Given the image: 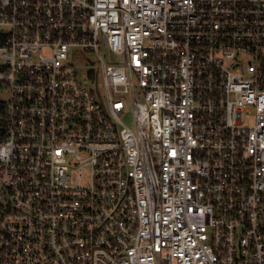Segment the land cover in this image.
Returning a JSON list of instances; mask_svg holds the SVG:
<instances>
[{
    "label": "built area",
    "instance_id": "1",
    "mask_svg": "<svg viewBox=\"0 0 264 264\" xmlns=\"http://www.w3.org/2000/svg\"><path fill=\"white\" fill-rule=\"evenodd\" d=\"M0 42V264H264V0H0Z\"/></svg>",
    "mask_w": 264,
    "mask_h": 264
},
{
    "label": "rangeland",
    "instance_id": "2",
    "mask_svg": "<svg viewBox=\"0 0 264 264\" xmlns=\"http://www.w3.org/2000/svg\"><path fill=\"white\" fill-rule=\"evenodd\" d=\"M72 58L74 59L75 66L78 68L79 77L82 80H89V78H87V73L89 72V69L92 68L98 71L100 61L96 54L74 52L73 56H72V53L70 54V59ZM106 58H107L108 63L113 61L112 56L108 52L106 53ZM2 64H3V61H0V82L2 78L1 77L2 75L1 65ZM89 83H90V80H89ZM93 83L94 82L91 79V84L93 85ZM8 97H9V93L0 86V99L3 101H6ZM124 120L130 127L134 128L135 120H134L133 107H132L131 102H128L127 104V110L124 116Z\"/></svg>",
    "mask_w": 264,
    "mask_h": 264
},
{
    "label": "trees",
    "instance_id": "3",
    "mask_svg": "<svg viewBox=\"0 0 264 264\" xmlns=\"http://www.w3.org/2000/svg\"><path fill=\"white\" fill-rule=\"evenodd\" d=\"M1 44V42H0ZM4 102L0 100V114L3 112V109H4Z\"/></svg>",
    "mask_w": 264,
    "mask_h": 264
}]
</instances>
